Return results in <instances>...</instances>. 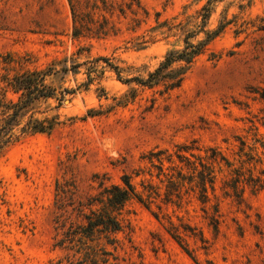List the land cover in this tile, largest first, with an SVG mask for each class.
<instances>
[{
    "label": "rangeland",
    "instance_id": "374dc122",
    "mask_svg": "<svg viewBox=\"0 0 264 264\" xmlns=\"http://www.w3.org/2000/svg\"><path fill=\"white\" fill-rule=\"evenodd\" d=\"M209 2L205 29L222 27L221 33L191 64L174 63L161 81H135L200 30ZM77 3L79 36L69 0H0V97L7 73L51 70L46 83L55 95L36 101L23 124L32 115L58 117L51 132L22 135L0 152V264H76L80 255L60 240L77 216L68 194L63 209L56 208L58 182L68 189L74 179L75 198L83 200L98 194L102 182L122 183L125 174L140 186L151 179L150 152H174L193 140L217 147L236 165L241 151L250 155L255 147L262 164L254 172L264 170V0ZM203 39L199 33L190 41ZM19 96L5 92L14 102ZM137 170L144 175L135 176ZM227 174L219 171L212 200L219 202L216 231L192 191L182 204L159 201L160 219L155 205L132 202L117 246H108L111 264H264V188L226 194ZM181 220L207 240L185 237L194 258L166 230Z\"/></svg>",
    "mask_w": 264,
    "mask_h": 264
},
{
    "label": "trees",
    "instance_id": "16d2710c",
    "mask_svg": "<svg viewBox=\"0 0 264 264\" xmlns=\"http://www.w3.org/2000/svg\"><path fill=\"white\" fill-rule=\"evenodd\" d=\"M77 1L69 0L75 23L73 32L75 36H79L84 28L77 13ZM209 4L210 2L200 11L202 17L200 30L186 34L184 47L181 50L169 51L160 66L154 72L149 73L148 78H135V81L143 85H153L171 74L167 70L174 63L184 62L189 65L202 53L205 46L222 30V27L211 31L205 29L212 12ZM199 33H204L205 39L196 43L191 42V38H196ZM52 74L51 70H25L12 75L7 73L4 77L5 89L3 96L0 97V152L22 135L49 133L54 129L58 123V117L38 118L32 115L23 124L24 118L36 101L55 95L53 89L46 83L47 78ZM180 80L181 78L172 85H178ZM7 90L19 93L18 101L7 100L5 97ZM261 145L264 148V141ZM176 147L174 152L160 149L146 156L150 163L146 172L151 179L142 178L140 186L133 182L132 175L125 174L122 177V183L105 186L102 182L100 183L102 189L98 194L90 195L83 200L75 198L77 189L74 179L68 181L70 186L68 189L59 182L57 183L59 193L56 208L63 209L64 194H68L72 200L70 205L73 206L71 215L76 214L77 216L76 220L72 219L68 229L63 233L64 238L60 240L61 244L70 243L75 253L80 255L76 264H111L110 258L113 252L108 246L113 248L117 246V234L125 227L126 207L132 202H137L149 210L152 205H155L159 211H151L157 219H160L165 217V214H162L163 204L174 202L176 199L177 201L181 199L182 204L185 196L192 191L202 205L201 209L205 213V218L211 220L210 223L216 231L219 223V202L212 203V200L217 198L216 181L223 167L228 169L223 186L226 194H229L231 190L240 197L244 186L247 185L253 190L264 188V170L261 168L256 174L254 172L256 167L262 164L261 156L255 147L251 149V152H257L255 156L251 152L249 155L248 152L243 151L238 154L239 165L226 157L217 147H202L195 140ZM165 162L170 165L165 166ZM153 168L156 169V173ZM144 173L145 170H137L135 176L138 177ZM154 177L159 179V183H154ZM168 223L167 232L192 258L194 256L187 246L185 237H199L201 241L207 243L203 232L195 226L182 220L181 224L172 221Z\"/></svg>",
    "mask_w": 264,
    "mask_h": 264
}]
</instances>
